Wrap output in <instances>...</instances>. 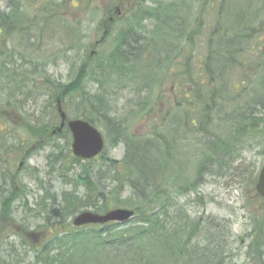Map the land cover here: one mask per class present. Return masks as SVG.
<instances>
[{
	"label": "trees",
	"instance_id": "16d2710c",
	"mask_svg": "<svg viewBox=\"0 0 264 264\" xmlns=\"http://www.w3.org/2000/svg\"><path fill=\"white\" fill-rule=\"evenodd\" d=\"M43 1L40 4L39 0H7L8 10L1 9L0 4V221L8 223L14 219L13 204L18 201L24 213L21 231L25 234L12 233L30 248L31 264H225L230 251L225 236L228 232L223 231L219 223L192 215L186 205L188 202L181 203L180 199L196 191L209 162L212 167L208 173H212L228 168L245 150L261 146L259 152H262L264 39L261 35L264 24L260 14L264 11V0H150L154 5H148V0H134L110 40V50L103 56L100 51L91 55L90 50L80 61L73 78L65 84L46 79L50 110L44 112V106L39 112L44 114L36 123L26 122L12 129L14 124H10L4 111H21V101L29 100V84L34 83L31 77L40 72L36 57L31 62L26 54H38L43 35L48 39H54L56 34L57 37L64 35L56 52L52 45H45L47 61L52 62L56 56H64L69 51H86L87 34L81 25H69L62 14L69 0ZM28 3L38 14H30L25 8ZM192 5L197 11L193 24L189 23ZM203 12L214 13L213 19L207 22L203 17L204 20L198 18L197 14L203 15ZM108 25L107 30L114 29L113 24ZM205 28L198 64L185 62V71L181 72L178 58L193 56L195 38L201 36ZM91 48H95V44ZM95 58L99 60L93 64L91 60ZM244 67L248 86L230 83L229 74H237ZM169 75H173L174 90L182 89L184 96L186 91L192 92L191 100L188 98L191 108L184 110L183 107L177 112L181 107L177 101L175 111L166 113L164 124L152 125L148 133L135 135L130 131L132 119L153 110L157 97L154 90ZM86 76L100 84L99 91H83ZM125 87L133 95L128 114L121 120L107 118L104 124L101 117H107L112 111L111 101L113 104L116 98L113 91ZM80 90L75 118L95 125L100 116V124L96 125L104 128L112 145L125 143V154L117 161L105 157L103 150L98 156L83 160L76 177L83 187L81 191L76 187L58 195L45 189L44 196L30 205L15 164L24 159V147L69 133L64 127L51 134L59 126L55 122L60 120L57 101L63 104L68 96ZM240 91H244L243 94ZM181 123L186 131L190 128L194 132L193 144L197 151L191 153L196 156L192 172H187L182 161L186 159L183 152L188 147L189 136ZM204 131L213 139L206 149L201 148L205 144L198 137ZM114 139L116 141L112 142ZM180 142L183 151L179 155ZM47 158L59 159L64 164L65 159L68 160L60 152H51ZM96 158L102 162L95 170L89 163ZM73 159L74 162L82 160L75 156ZM102 164L106 169H102ZM63 167L62 164L60 169ZM257 173L249 175L248 185L261 199L254 188ZM125 189H128L126 194ZM87 207L98 213L128 207L134 210V216L124 224L72 225L71 218ZM250 222L249 252L261 257L264 214L252 215ZM31 234H39L41 239L32 241ZM7 255L10 263L26 261L22 258L24 254L18 260L19 253L12 244Z\"/></svg>",
	"mask_w": 264,
	"mask_h": 264
},
{
	"label": "rangeland",
	"instance_id": "374dc122",
	"mask_svg": "<svg viewBox=\"0 0 264 264\" xmlns=\"http://www.w3.org/2000/svg\"><path fill=\"white\" fill-rule=\"evenodd\" d=\"M24 1L32 2L36 0ZM162 1L170 2L171 0ZM42 2L44 3L43 0H39L40 4ZM0 4L2 6L1 9L8 10L6 5L7 0H0ZM133 4L134 0H69L62 14L64 13L66 16L64 19L68 21L69 25L71 23L75 25H81L82 31L84 34H87V38L85 40L86 51H69L64 56L57 57L55 55L56 59H54L52 62L47 61V49H45V45H52V47H54L53 49H55L54 52H56L59 45L62 43V37H64V35L59 34L57 37L56 34L54 39L53 37L48 39L47 35H43L44 40L42 39L39 42L42 49L38 51V54H26L28 57H30L31 62L33 60L32 58L36 57V64L40 72L39 75L36 74L31 77L34 80V83L29 84L30 89L27 91V94H29V100L21 101L23 104V109L21 111H4L5 115L9 116L10 124H14L12 129H16L18 126L26 124V122L36 123V120L44 114L43 112L39 114L42 107L45 106L44 112L50 110L47 107L49 101L47 91L49 87L46 79L53 81L56 84H65L73 78L80 61L85 59V55L90 50L95 49V52L100 51L102 56L110 50V40L120 25L123 23V20L127 15L126 12L129 8L133 7ZM147 4L154 5L150 0L147 1ZM193 5V11L190 14L189 21V23L192 24L195 18V12H197ZM25 8L30 11L31 15L38 14L37 10L29 8V3L25 5ZM40 9L42 10V7H40ZM201 11L202 9L200 8V12ZM206 13L203 12V15L196 14L198 18H204L208 22L209 20L213 19L214 13ZM260 15L261 21L264 24V11H262ZM37 22L39 21H36V23ZM109 22L113 24L111 26L112 28L114 27L113 30H107L106 26L109 28ZM41 25L42 23L39 24V26ZM211 25H213V23ZM194 27L199 29L196 27V25H194ZM203 30L204 33L200 34L201 36H197L195 38L196 51H193V56L185 58L184 55H181L178 58L177 61L179 62V67H181V72L185 71V62L190 61V63L193 62V64H198V58H200L199 51L201 50L202 44L204 45L202 42L205 39L203 35L206 32V28ZM261 36L264 39V28ZM101 37L106 38L103 43H99L98 45H95V48H91V45L95 44V42ZM93 53L94 51L91 52V55H93ZM98 60V58H95L91 61L93 64H95L98 62ZM27 67L29 70H32L31 65H28ZM247 75L246 67H244L241 68L240 72L237 74H229L228 80L230 83L239 84L242 87H246L248 86V82L246 81V78H248ZM172 76L173 75H169V78L164 80L163 83L154 90L157 97L155 101L153 99V110L148 112V114H142L141 116L132 119L130 123V131H132L135 135H144L148 133L152 125L158 126L159 124H164L163 121L165 119L166 113L175 111L174 107L177 104V101H179L181 105V107L176 110L177 112H181L183 107L184 110L186 107L191 108L188 98L191 100V95H193L192 92L186 91L185 97L184 94H182V89L180 91L174 90L172 81L173 79H171ZM239 78H243L242 81ZM252 78L257 79L258 77L253 76ZM99 87L100 84L94 82L90 76L85 77L82 86L84 92L95 93L96 91H99ZM81 91L82 90L68 96L62 104L69 118H75V115L77 114L78 109L76 106L79 96L81 95ZM240 92L243 94L244 91ZM113 93L116 94V98H113V104L111 101L112 111L107 117H101V119L104 121V124H107V118L121 120L122 117L128 114L131 105L130 101L132 100L133 95L131 94V91L128 90V88H115ZM178 95L179 98L177 99ZM53 104L55 105V103ZM127 105H129L128 108H126ZM54 108L55 107L51 109L53 114H55ZM179 117H181V115H179ZM181 119L182 118H180L179 121ZM168 121L169 119L167 122ZM55 122L56 124L59 123V119ZM167 122L165 124L166 126ZM96 124H100V116L99 123ZM96 124L95 126L102 133L105 142V149L104 153L102 154H104L105 157L120 161L125 154L126 144L118 142L112 145L106 135L104 128ZM0 126H2V124H0ZM181 126L185 130L183 123H181ZM186 132L189 136L188 141H186V145H188V147L186 148V153L183 152V154L186 156V159L182 161L186 166L187 172H192L195 166L196 156L192 155L191 153L193 150H197L193 144L194 132L190 131V128H188L187 131H184V133ZM51 134L55 133L51 132ZM198 137L202 139V143L205 144L201 147L204 149H206L207 144L213 140L206 131L199 134ZM114 141H116V139H114L112 142ZM39 144H41L40 147L38 146ZM39 144L33 142L31 146L24 147L22 149V153L25 154L24 159H21L15 164L19 179L23 184H25L26 199L28 203L30 205H34L35 202L39 201L40 197L44 196L45 189L48 191H53L58 195H60L63 190L69 191L75 189L76 187L79 191H81L83 187L77 183L76 177L80 174L81 166L84 161H73L74 155L72 154L71 150L70 132L67 134H60V136L57 135L51 138H44L42 141H39ZM196 146L200 145L196 143ZM178 147L180 155L183 151V143L180 142ZM259 151H261V146L252 150H245L236 160L230 162L228 168L222 167L212 173H208L212 167V164L209 162L204 169L206 172L204 175H202V178L200 179L201 181L198 184L196 191H194V193H189L184 198L180 199L181 203L188 202L186 205L192 215L196 214L201 216L202 219L208 222L219 223L222 225V230L228 232V234L225 232L227 234L225 236H227L226 240L230 245V254L228 253L226 255L225 264H264V251L261 257H257V255L253 252H249L251 216H262V214H264V199L256 197L248 185L250 180L249 175L256 173L264 164V147L261 153ZM51 152H60V155H66L68 160L66 161L65 159V164L59 159L57 161L48 160L47 154H50ZM101 162L102 160L100 158H96L95 160H91L89 166L94 167L96 170L100 166ZM62 164L64 167L60 169ZM102 169H106L104 164H102ZM60 172H63L64 174L61 176V174H59ZM63 176H65L64 181ZM127 190L128 189L124 190V194L128 192ZM196 199L198 201H196ZM85 210L95 212L91 207H87ZM13 214L14 219L8 223H2L0 221V244H2L0 246V261L4 260L0 264H5L6 261H8L6 264H16L9 262V255H7V252L10 250V244H12L19 253L18 260L22 254H24L22 258H25L26 261L21 264H31L32 253L30 248L21 244L19 236L12 233L22 232V234H25L24 231H21L23 228L21 223L24 213L18 201L13 204ZM32 227L33 226L31 225V228ZM31 235L32 241H39L41 239V235L39 234ZM205 235L208 236V233ZM28 239L30 242L31 238ZM262 248L264 250V244ZM2 257H4V259H2Z\"/></svg>",
	"mask_w": 264,
	"mask_h": 264
},
{
	"label": "water",
	"instance_id": "95a60500",
	"mask_svg": "<svg viewBox=\"0 0 264 264\" xmlns=\"http://www.w3.org/2000/svg\"><path fill=\"white\" fill-rule=\"evenodd\" d=\"M57 108L61 121L56 131H61L64 125L67 126L71 134V150L73 155L81 159H91L97 156L104 147L101 132L86 120L79 118L66 119V114L62 110L59 100ZM255 190L258 195L264 198V164L258 171ZM133 216L134 211L128 208H112L104 213L83 210L76 213L71 222L74 226L104 224L107 222L123 224L132 219Z\"/></svg>",
	"mask_w": 264,
	"mask_h": 264
},
{
	"label": "flooded vegetation",
	"instance_id": "af4514ba",
	"mask_svg": "<svg viewBox=\"0 0 264 264\" xmlns=\"http://www.w3.org/2000/svg\"><path fill=\"white\" fill-rule=\"evenodd\" d=\"M200 60V59H199Z\"/></svg>",
	"mask_w": 264,
	"mask_h": 264
}]
</instances>
